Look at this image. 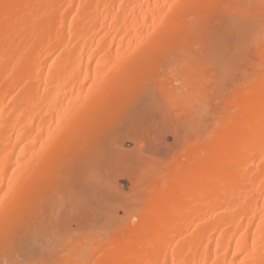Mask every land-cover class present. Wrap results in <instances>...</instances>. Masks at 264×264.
<instances>
[{
	"label": "bare ground",
	"instance_id": "6f19581e",
	"mask_svg": "<svg viewBox=\"0 0 264 264\" xmlns=\"http://www.w3.org/2000/svg\"><path fill=\"white\" fill-rule=\"evenodd\" d=\"M0 264H264V0H0Z\"/></svg>",
	"mask_w": 264,
	"mask_h": 264
},
{
	"label": "rangeland",
	"instance_id": "374dc122",
	"mask_svg": "<svg viewBox=\"0 0 264 264\" xmlns=\"http://www.w3.org/2000/svg\"><path fill=\"white\" fill-rule=\"evenodd\" d=\"M168 129V128H167ZM162 132V134H160ZM168 132H170V130L168 129V130H166V129H160V132H158V134H156L157 135V139H156V141H154L153 143L152 142H150L149 140H147V141H149V144L152 146V147H154V145H155V147H157V148H155L154 147V149H156L155 151H156V153L155 152H153L154 151V149H152V153L156 156L157 155V157H159L160 155L161 156H163L164 157V155H167V152H168V154H170L171 153V149H170V147L171 148H173V149H175L176 147H177V145L178 144H176V140L174 141V138H175V136H174V138L171 136V134H169ZM171 133V132H170ZM155 135V136H156ZM159 135V136H158ZM160 135H161V137H160ZM164 136V138H163V136ZM171 136V137H170ZM158 137L160 138V142L162 141V142H164L163 143V145H162V142L160 143V142H158L159 141V139H158ZM173 138V139H172ZM146 139H148V138H146ZM155 139V138H154ZM158 140V141H157ZM146 141V142H147ZM171 141V142H170ZM173 141V142H172ZM145 142V141H144ZM145 142V143H146ZM165 143H167V144H165ZM173 143V144H172ZM178 143V142H177ZM149 144H147L146 143V145H145V148L147 149V150H150L151 148V146L149 145ZM165 145V146H164ZM167 145H168V147H169V149H168V147H167ZM172 145H173V147H172ZM160 146V147H159ZM175 147V148H174ZM150 148V149H149ZM165 148V149H164ZM173 149H172V151H173ZM159 151V152H158ZM169 151H170V153H169ZM151 152V151H150ZM165 153V154H164ZM159 155V156H158ZM61 212H62V210H61ZM60 212V213H61ZM58 215H60L61 216V214H59L58 213Z\"/></svg>",
	"mask_w": 264,
	"mask_h": 264
}]
</instances>
